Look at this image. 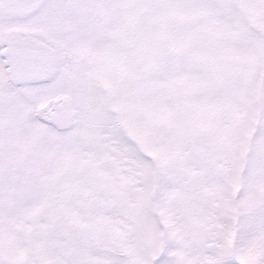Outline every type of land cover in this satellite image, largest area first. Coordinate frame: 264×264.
I'll return each mask as SVG.
<instances>
[{"label":"snow or ice","instance_id":"6c2138e0","mask_svg":"<svg viewBox=\"0 0 264 264\" xmlns=\"http://www.w3.org/2000/svg\"><path fill=\"white\" fill-rule=\"evenodd\" d=\"M0 264H264V0H0Z\"/></svg>","mask_w":264,"mask_h":264}]
</instances>
